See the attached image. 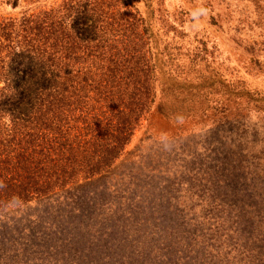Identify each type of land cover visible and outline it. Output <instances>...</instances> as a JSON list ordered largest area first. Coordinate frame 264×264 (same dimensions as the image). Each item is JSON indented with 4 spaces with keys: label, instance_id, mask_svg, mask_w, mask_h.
<instances>
[{
    "label": "trees",
    "instance_id": "1",
    "mask_svg": "<svg viewBox=\"0 0 264 264\" xmlns=\"http://www.w3.org/2000/svg\"><path fill=\"white\" fill-rule=\"evenodd\" d=\"M2 1L24 8L0 16V264H264L253 133L174 131L208 76L161 85L181 52L153 0ZM192 149L222 180L163 172Z\"/></svg>",
    "mask_w": 264,
    "mask_h": 264
},
{
    "label": "rangeland",
    "instance_id": "2",
    "mask_svg": "<svg viewBox=\"0 0 264 264\" xmlns=\"http://www.w3.org/2000/svg\"><path fill=\"white\" fill-rule=\"evenodd\" d=\"M22 8L23 5L12 7L0 0V16L18 14ZM151 8L164 38L181 52L176 70L179 76L160 74L161 85L170 88L183 78L195 80L192 76L200 71L208 76L206 114L194 112L182 118L181 126L174 131L187 130L194 142L214 134L224 138L241 132L249 139L253 133L255 139L249 140L251 157L263 160L260 164L251 161L248 168L264 174V111L256 106L264 104V0H153ZM216 79L223 80L227 88L215 91L220 88L212 84ZM222 104L226 109L207 114L213 113L212 106ZM153 119H159L155 112ZM146 123L147 119L137 129L131 145ZM244 135L236 136L243 141ZM182 155L178 151L171 153L175 159ZM156 156L144 153L147 159ZM210 157L203 163L192 149L188 164H175L163 172L172 174L174 180L185 174L190 180H217L220 169L213 170L216 166Z\"/></svg>",
    "mask_w": 264,
    "mask_h": 264
}]
</instances>
